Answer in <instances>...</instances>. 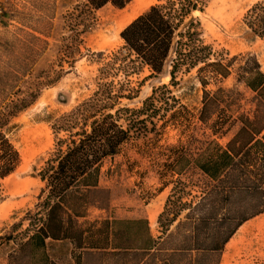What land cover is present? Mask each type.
<instances>
[{"label":"rangeland","instance_id":"obj_1","mask_svg":"<svg viewBox=\"0 0 264 264\" xmlns=\"http://www.w3.org/2000/svg\"><path fill=\"white\" fill-rule=\"evenodd\" d=\"M0 2L6 7L0 27V116L8 117L6 129L22 157L16 172L0 181V264H9V256L15 252L32 251L24 243L34 232L31 222L36 226L40 222L28 213L43 209L40 205L48 195V191L43 193L45 183L39 174L54 157L59 139L69 136L59 130L58 123L105 83L120 95L115 110L142 109L152 98L153 104L141 115L146 118L152 114V120L139 124L136 131H141V136L133 135L118 155L103 161L99 190L89 195L77 218L86 231V245L78 248L74 241L48 239V251L58 264H147L153 257L134 255L140 253L134 250L139 237L127 234L123 226L115 240L111 230L106 235L107 229L114 218L140 217L148 220L151 233L161 243L166 237L158 221L161 213L166 211L162 221L169 225L180 210V201L200 200L208 178L191 165L177 174L173 165L183 153L190 157L198 153L208 140L225 146L239 129L241 115L253 117L256 94L241 81L245 74L241 67L247 63L254 67L257 60L264 72V41L247 26L245 15L264 0H207L204 9L193 11L181 27L184 30L194 22L205 45L212 48V60L232 63L227 78H212V68L199 72L203 64L183 66L172 77L174 51L160 75L130 59L123 62L124 67L118 62L108 73L101 72L114 53L126 55L122 30L165 0H133L123 9L108 4L94 11L86 6V0ZM201 78L207 79L211 95L219 88L225 90L215 96L218 101L209 103L208 124L200 120L204 97ZM216 120L217 125L224 126L225 134H214L211 125ZM120 123L126 126L124 120ZM175 186L178 193L167 203ZM188 211L170 227L175 239L155 251L183 247L178 239L192 235L194 225L180 229L177 225L186 220ZM151 212L157 213L154 222L149 217ZM105 221L107 227L102 224ZM216 226L211 225L210 237L215 236ZM115 243L121 249H114ZM220 261L264 264V212L238 229L222 250Z\"/></svg>","mask_w":264,"mask_h":264},{"label":"trees","instance_id":"obj_2","mask_svg":"<svg viewBox=\"0 0 264 264\" xmlns=\"http://www.w3.org/2000/svg\"><path fill=\"white\" fill-rule=\"evenodd\" d=\"M132 1L86 0V6L91 11L108 4L123 9ZM206 3L207 0H165L164 3L152 5L122 30L121 38L125 42L123 50L127 51L126 55L114 53L101 72L108 73L118 62L124 67L123 62L130 59L131 62L138 61L148 66L153 75H160L174 51L170 72L172 77L183 66L196 68L200 64L203 66L199 67V72L212 68V78L229 77L232 63L212 60V48L205 45L194 22L181 30L186 17L193 11H202ZM245 23L264 41L263 2L254 4L248 10ZM132 56L135 58L132 59ZM241 69L245 72L241 81L256 94L257 108L253 117L241 115L239 129L225 146L215 139L208 140L198 153L191 157L183 153L173 165V171L177 174H183L191 165L208 178L200 200L197 203L180 201V210L169 225L162 221L166 211L161 213L158 221L166 234V237L161 238V243L152 236L146 219L112 222L110 228L115 240L123 226L127 227V234L139 237L134 250L140 253L134 255L141 259L153 257V262L147 261V264H220L222 250L238 229L251 217L264 212V72L257 60L254 67L247 63ZM207 82V79H200L204 92L200 120L205 124L209 123L210 118L209 103L218 101L215 96L225 91L219 88L211 95L207 91ZM119 97L110 83L102 84L90 98L61 118L57 127L69 136L59 139L54 157L39 174L45 183L43 193L48 191L40 205L43 209L36 214L28 213V216H34L40 222L37 226L31 222L35 229L24 243L32 251L11 254L9 264H58L48 251V239L55 242L74 241L78 248L86 245V231L79 225L77 218L89 200V195L99 190L103 161L118 155L133 135L141 136L142 132L136 131L140 130L139 124L145 125L153 117L152 114L146 118L141 117L150 103L153 104L152 98L144 102L142 109L121 107L115 110ZM121 120H124L126 126L120 123ZM217 120L211 125L214 127V134H225L224 126L222 123L217 125ZM7 125L8 117L0 116V181L15 173L22 163L21 154L6 129ZM172 192L167 203L178 193L177 186L173 187ZM185 210H189L186 220H180L177 228L193 224V232L190 230L188 233L192 232V235L178 239V245H188V248L155 251L160 250L162 243L175 239L170 227ZM194 217L196 219L191 223ZM102 224L107 227L109 223L105 221ZM212 224L217 225L214 237H210ZM163 226L166 227L165 230ZM98 230L104 231L102 227ZM107 230L106 235L109 236L110 229ZM90 246L98 248L96 244ZM113 246L116 250L121 249L116 243Z\"/></svg>","mask_w":264,"mask_h":264},{"label":"built area","instance_id":"obj_3","mask_svg":"<svg viewBox=\"0 0 264 264\" xmlns=\"http://www.w3.org/2000/svg\"><path fill=\"white\" fill-rule=\"evenodd\" d=\"M5 17H6V7L3 3L0 2V27L2 26Z\"/></svg>","mask_w":264,"mask_h":264},{"label":"bare ground","instance_id":"obj_4","mask_svg":"<svg viewBox=\"0 0 264 264\" xmlns=\"http://www.w3.org/2000/svg\"><path fill=\"white\" fill-rule=\"evenodd\" d=\"M140 1H142V0H139V2H140ZM132 18H133V17H132ZM132 18H131V19H132ZM134 18H135V17H134ZM130 22H131V21H130ZM149 217H150V220H151L152 222H154V221L156 220V218H157V213H155V212H151Z\"/></svg>","mask_w":264,"mask_h":264},{"label":"crops","instance_id":"obj_5","mask_svg":"<svg viewBox=\"0 0 264 264\" xmlns=\"http://www.w3.org/2000/svg\"><path fill=\"white\" fill-rule=\"evenodd\" d=\"M115 220H138V219H143V218H138V217H135V218H129V219H119V218H114ZM111 225H112V222H111ZM149 226H150V224H149ZM110 230H111V228H110ZM151 230V229H150ZM152 236L154 237V238H156L153 234H152Z\"/></svg>","mask_w":264,"mask_h":264}]
</instances>
